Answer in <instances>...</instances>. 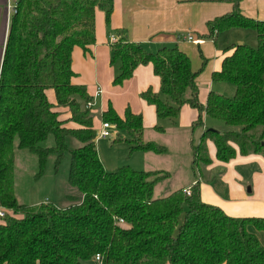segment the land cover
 Returning <instances> with one entry per match:
<instances>
[{"label":"trees","instance_id":"1","mask_svg":"<svg viewBox=\"0 0 264 264\" xmlns=\"http://www.w3.org/2000/svg\"><path fill=\"white\" fill-rule=\"evenodd\" d=\"M112 6L113 0L16 1L0 69V205L12 211L0 219V264H96L95 254L102 264H264V244L256 233L264 236V218L231 217L203 202L198 181L187 186L190 194L185 187L155 198L154 188L168 172L136 170L128 164L112 171L104 168L92 115L84 108L90 98L85 87L71 83V53L74 46L86 50L95 42V9L103 10L109 23ZM206 27L201 37L215 46L223 31H255V47L227 46L223 51L230 53L211 74L212 81L235 86L232 97L210 91L205 104L200 103L196 77L201 70L193 71L176 44L149 51L124 36L110 44V64L116 66L113 84L150 63L160 90L148 88L140 96L155 107L157 117L176 123L187 104L198 112L194 127L203 125V113L228 127L203 130L191 147L193 166L211 162L208 139L221 162L237 153L264 156V20L243 16L239 0H234L230 13L207 21ZM50 90L55 104L48 98ZM59 108H67L69 116L61 118ZM102 120L125 132L128 154L166 152L165 146L143 140L142 117L129 108L121 118L109 106ZM69 137L80 144L70 148ZM16 149L34 154L40 173L49 156L57 164L68 152L67 180L81 196L68 195L75 200L68 207L19 202L14 191ZM120 218L123 224L117 223Z\"/></svg>","mask_w":264,"mask_h":264},{"label":"crops","instance_id":"2","mask_svg":"<svg viewBox=\"0 0 264 264\" xmlns=\"http://www.w3.org/2000/svg\"><path fill=\"white\" fill-rule=\"evenodd\" d=\"M16 1L0 0V69ZM233 1L113 0L109 23L105 21L103 10L96 8L94 16L95 42L87 46L86 50L79 46L73 47L71 68L74 75L71 78V83L85 87L88 97L94 101L90 113L96 132L100 128L102 114L109 106L121 118L124 117L125 110L129 108L133 113L140 114L142 117L143 140L165 146L166 152L163 154L152 151H134L129 154L130 158L135 157L133 159L136 164H140L136 170L169 173L168 178L156 184L153 192L154 197L155 189L170 179L173 172H176L184 176L182 178L183 184L176 187L177 189L185 188L198 181L200 197L203 202L219 207L231 217L264 218V156L255 153L247 155L237 153L228 162H221L216 158L214 143L208 139L206 147L211 162L206 165L193 166L191 147L192 144H195L193 131L197 126L194 127L193 123L198 117L197 110L187 104L183 105L176 123H172L169 119L157 117L155 107L145 102L140 96V93L148 88L159 93L160 81L158 76L154 74L152 65L150 63L138 65L129 79L124 80L119 85H114L113 78L116 66L110 64L111 46L109 38L114 34L118 39L120 36H124L131 42L143 43L149 51H155L162 45L176 44L180 50L190 56L195 49L194 45H196L201 52L200 56L206 59L208 71L212 74L214 70L220 69L222 58L230 51L219 50L217 44L212 50L213 41L207 38L203 39L201 36L208 32L207 21L232 11ZM239 8L243 16L264 20V0H239ZM238 29L243 28L221 32L217 43L220 39H227L226 36L221 38L223 33L236 31L233 34H240ZM188 33L199 39L200 42L186 41L185 37ZM225 42L228 44V41ZM229 42V45L238 42L244 43L239 36ZM191 67L193 71L198 70L192 65ZM198 75L196 77L197 85L200 82ZM209 86L211 88V85ZM97 89H100L101 92L95 96ZM47 94L50 102L55 104L53 91L50 90ZM201 101L202 104H205L204 97L201 98ZM58 110L62 112L61 118L69 116L67 108H59ZM202 122L200 135L205 128L219 131L228 129L222 122L206 116L205 113L202 114ZM68 125L75 127V124L71 122ZM111 125L117 130V136L123 140L125 134L119 135L118 130L120 129L116 128L113 123ZM155 126H162L164 131L155 130ZM99 139L103 138H98L97 141ZM111 142L113 143V139ZM124 142L129 148V144ZM232 145L237 150V146ZM165 159L173 164L169 171L165 170ZM128 165L134 168L132 165ZM104 168L112 170V164L109 167L104 164ZM195 169H197V174ZM70 192L72 194L69 195L73 197L81 196L73 188ZM168 192L166 195L172 191ZM164 196L162 195V197ZM74 201L68 199L62 202L65 205H55L68 207L69 202L72 204ZM41 202L51 203L49 200H38L28 205ZM250 230L253 228L251 227ZM262 237L264 238L263 234Z\"/></svg>","mask_w":264,"mask_h":264},{"label":"rangeland","instance_id":"3","mask_svg":"<svg viewBox=\"0 0 264 264\" xmlns=\"http://www.w3.org/2000/svg\"><path fill=\"white\" fill-rule=\"evenodd\" d=\"M238 30H240L238 31L240 32V34L238 35L233 34L236 31H233L232 33H223L224 35H221V38H224V36H226L227 39H220V41L217 43V48L219 50H224L226 48V45H229V41H232L233 38L237 36L241 37L246 45L250 47L256 46V37L254 30L249 28ZM225 41H228V44H226ZM194 46L195 49L192 51V54L190 56H187L191 61V65L196 69L201 70L198 73L200 81L198 83L199 102L203 103L201 101V98L203 97L204 101H206L209 90L215 91L227 97H232L235 92V86L227 81H212L211 73L207 69L208 65L206 66V62L203 64L204 57L200 56L201 54L199 52V49L196 45ZM211 47L213 50L216 46L212 45ZM209 85H211V88ZM188 96L189 91L185 93V97ZM111 130L115 134V136L99 139L96 142L97 153L103 166L105 164L106 167H109V165L112 164V170H114L119 165L121 166L125 164H130L135 169L137 167H140V164H136L134 162L133 158L135 157L130 158L128 154V145L122 140V138L119 137L117 142H111L112 139L117 137V130L114 127H112ZM200 130L201 126H197L193 131L194 143H196L200 136ZM118 133L119 135L125 134L123 130H118ZM47 142L48 144L52 145V137H50ZM66 143L70 148L76 147L80 144L72 137L67 138ZM15 152L16 161L14 191L19 202L24 204H31L34 201L38 200H49L53 204L65 205L62 204V202L68 200L66 198V195L72 194L70 192L72 188L73 190L79 192L75 187L71 186L67 180L68 170L70 166V154L68 152L64 154L63 158L57 164H55L54 156H49L42 173H40L37 157L34 154L28 152L27 150L21 149H16ZM198 156L199 158H201V156L203 157L204 154L201 153ZM172 165L173 164L169 163L168 159H165L164 167L166 171H169ZM195 172L197 174V169H195ZM183 177V175L173 172L170 179L166 180L164 184L160 185L159 188L161 189V191L158 187L155 189V197H162V195L164 196L169 193L168 191L173 192L175 189H177L176 187L183 184ZM68 205H71L70 202ZM8 213H12V211L9 210ZM257 235L259 236L260 241L264 244L262 233H257Z\"/></svg>","mask_w":264,"mask_h":264},{"label":"built area","instance_id":"4","mask_svg":"<svg viewBox=\"0 0 264 264\" xmlns=\"http://www.w3.org/2000/svg\"><path fill=\"white\" fill-rule=\"evenodd\" d=\"M13 12H14V10H13ZM116 40H117V37L113 34L109 38V43L111 44V43L115 42ZM185 40L191 41V42H196V43L200 42L199 39L194 38L190 33H188L186 35ZM100 92H101L100 89H97L95 96L98 95ZM93 105H94V101L92 99H90L84 103V108L90 110L93 107ZM111 128H112V125L110 122L102 120L101 124H100V128L97 131V139L98 138H109V137L115 136V134L112 132ZM186 193L190 194V188L189 187L186 188ZM8 211L9 210H7L5 207L0 205V219L3 218L8 213ZM117 223L123 224L124 221H123V219L120 218L117 220ZM93 260L96 264H102L100 254H95L93 256Z\"/></svg>","mask_w":264,"mask_h":264},{"label":"water","instance_id":"5","mask_svg":"<svg viewBox=\"0 0 264 264\" xmlns=\"http://www.w3.org/2000/svg\"><path fill=\"white\" fill-rule=\"evenodd\" d=\"M238 44H240V43H238Z\"/></svg>","mask_w":264,"mask_h":264}]
</instances>
